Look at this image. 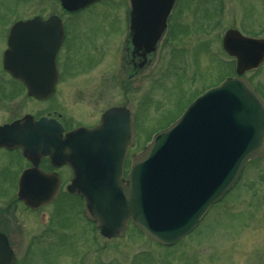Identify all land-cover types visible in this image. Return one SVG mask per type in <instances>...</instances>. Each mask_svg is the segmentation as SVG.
I'll list each match as a JSON object with an SVG mask.
<instances>
[{
    "label": "rangeland",
    "instance_id": "rangeland-1",
    "mask_svg": "<svg viewBox=\"0 0 264 264\" xmlns=\"http://www.w3.org/2000/svg\"><path fill=\"white\" fill-rule=\"evenodd\" d=\"M124 7V0H101L69 17L56 0H0V53L8 24L35 13L63 16L71 23L73 42L68 56L61 57L69 79L61 84V92L44 103L25 94L13 95L20 87L4 77L0 63V123L41 112L44 105L68 110L83 106L86 114L93 115L122 102L136 114L135 150L177 119L204 90L234 73L231 57L220 44L226 29L264 36V0H188L186 28L168 34V41L157 47L150 64L128 77L131 70L123 43L119 52L111 51L115 38L123 33L117 14ZM87 42H103L108 49L102 63L90 68H84L90 62L82 64L80 58L89 49ZM95 48L93 45L90 52ZM243 74L264 98V62ZM79 91L83 92L81 99L75 94ZM20 164L15 150L0 151V196L11 201L16 197L14 179ZM58 200L65 207L59 205L58 213L54 210V225L59 230L49 239L38 238L40 228L36 227L42 217L26 214L20 206L13 209V224L7 219L13 247L28 246L23 260L19 251L22 262L17 264H80V260L81 264H257L264 260V155L248 163L237 185L212 205L192 235L172 246L153 244L132 226L121 237L103 239L91 225L83 230L78 197L65 194Z\"/></svg>",
    "mask_w": 264,
    "mask_h": 264
},
{
    "label": "water",
    "instance_id": "water-1",
    "mask_svg": "<svg viewBox=\"0 0 264 264\" xmlns=\"http://www.w3.org/2000/svg\"><path fill=\"white\" fill-rule=\"evenodd\" d=\"M93 1L60 0L70 11ZM58 23L55 16L46 21L35 17L17 21L9 32L4 68L22 80L35 98H46L53 91L58 41L22 35L42 31L39 25ZM159 34L135 30L132 41L136 48L145 44V51H150ZM223 47L236 56L238 74L258 66L264 57V39L245 37L234 29L226 32ZM132 144V118L126 108L108 109L96 126L78 127L64 135L55 121L34 120L31 115L0 126L1 146L21 147L33 161L48 154L54 164L71 166L68 190L83 199L87 216L103 235H121L130 218L147 236L171 244L230 189L250 158L264 152V101L246 79L227 77L133 154L123 178L122 162ZM18 186L19 198L36 206L54 196L57 182L31 168L21 175ZM12 259L0 234V264Z\"/></svg>",
    "mask_w": 264,
    "mask_h": 264
},
{
    "label": "flooded vegetation",
    "instance_id": "flooded-vegetation-1",
    "mask_svg": "<svg viewBox=\"0 0 264 264\" xmlns=\"http://www.w3.org/2000/svg\"><path fill=\"white\" fill-rule=\"evenodd\" d=\"M186 2L188 3V0H124L125 7L120 10L119 14H117L118 18L121 21V24H119V26L122 25L123 33H122L120 39L115 38V44L111 48V51H115L117 49L119 52V48H121V43H123L122 47L126 48L125 49V51H126V61L125 62L127 64V67L131 70V72H130L131 74H129L128 77L131 75L134 76L135 74H138L140 69L144 68L146 65H149L151 62V57L154 55L157 47L159 45H165V43L168 41L169 36H171V34H173L175 32L181 33V31L186 28V26H187L186 19H185ZM83 9H79V10L74 11V12H67L64 10L63 11L66 12L67 13L66 15H68L70 17V16H73L76 12H79ZM52 14H55L58 17H60V19L62 21V26H60L58 24L39 25L38 27H42L41 28L42 31H40V32H37V31L26 32L22 35L23 39L30 38L32 40H45L47 42H49L50 40L54 41V42L58 41V46H57L56 50L54 51L55 54H54V58H53L55 68L57 70L53 93L51 94V96L49 98H47L45 100H36L37 103H44L48 99L55 97L59 92L62 91L61 84L65 80L69 79L67 76L68 73L63 71V66L61 65V57H63V59H64L65 56H68L67 50L69 47H72V45H73V42L71 39V26H70L71 23L70 24H69V22L67 23V20H65L63 16H60L59 14H57L55 12L50 13V14H46V15H44L42 13H35V14L29 15V16L18 18V19L25 20V19L32 18L36 15H39L42 17V19H46ZM9 27L7 29H5V31H4V40H3L4 48L1 49L0 59H2L3 51L7 47L6 42H7ZM110 30L116 31V28H110ZM135 30L159 31L160 32V34L158 36H156L157 40L155 42V46H154L155 50L154 51H152V52L145 51V48H144L145 44H141L140 48H136V45L132 41L133 33ZM226 31H227V29H226ZM226 31H224V34ZM168 34H169V36H168ZM224 34L220 38L221 47H223L222 46V40H223ZM244 35L249 36V34H244ZM262 35H263L262 33H256L255 35H250V36L262 39V38H264V36H262ZM115 36H116V34H115ZM107 38H108V35L106 36V39ZM93 45H95V47H96L94 50L95 52H90V48ZM87 46H89L88 51H85L83 53V56L80 57V58H82L81 59L82 64L90 62L84 68H90V67H94V65L101 64L102 59L106 56V54H108V49H107L106 45L103 42H92V43L87 42V44H85V47H87ZM118 52H117V54H118ZM224 52L228 56L230 55V54H228V52H226V51H224ZM84 56H86V59H84ZM229 57H231L230 58L231 62H236V58L234 56L230 55ZM263 62H264V59H263L262 63ZM2 74L4 75V77L6 79L9 80V82L16 83L20 87V89L18 91H15V92L9 91V92H11L13 95H18V94L27 95L26 87L24 86V84L22 82H20L17 79H14L6 71H3ZM72 76H73V74H71V77ZM249 80H250V78H249ZM77 90H80V89H77ZM106 91H107V89H104L105 93H106ZM7 92H8V90H7ZM75 94L79 99H81L80 96L83 95V92L79 91V92H75ZM73 96H74V94H73ZM124 106L125 105L122 102H119L118 104H115V105L110 104L107 107H105L104 109H102L100 112H98V114L96 113V114L91 115L89 112L86 114V111L84 110L85 107H83V106H81L78 110L76 108L74 110H68L65 108L59 109L56 107H46L44 105V108L42 109L41 112L34 113L33 115L35 118H38L40 116L55 118L57 120V122H59V124L63 127V131L66 132L72 128L79 127V126L93 127L99 122L100 116L104 111H106L107 109L112 108V107H124ZM130 111L132 113L133 125L135 126L136 122H137L136 114L131 109H130ZM85 117H89V119H85ZM15 118H19V117H15ZM15 118H13L7 122H10V121L14 120ZM7 122H2L0 124L7 123ZM136 135H137V133H135V139L137 137ZM132 148L133 147H131L128 150L127 156H126L124 163H123V173L124 174L128 170L130 157H131V154L134 152V150H132ZM11 150H15L20 155V158L22 161V164L17 166L18 170L16 171V175H15V179H14V187H15V191H16L19 174L23 170L32 167L33 162L30 161L29 159L25 158L21 153V149H19V148L8 149V148L0 147V151H11ZM35 167L43 173L54 174V176H57L56 180H57L58 190H57L56 196L51 201H49L47 203H39V205L37 207H31V206H28L22 200L17 199L16 198L17 196L16 197L14 196V201L7 199V197L0 196V201L3 202V203H0V233L4 234V236L7 238L9 246L12 248V251H13L14 257H15L14 264H17V262H20L21 259L23 260L24 258L27 257L28 246H27V244H24V242H22L21 245L24 244V246H25L24 249L22 247V249L17 250L13 247V244L11 242V239L13 238V234L11 231H9V228L7 227V223L9 225V222L7 221V219H9L11 225L14 222L13 209L20 206L26 211V214L29 212L28 214L33 213L36 216H38L39 218L42 217L43 218L42 223L38 222L37 223L38 225L36 227V228H40L39 234L41 236L38 238L49 239L52 236V232L59 230V226L54 225V223H55L54 222V210L56 211V213H58L57 207L59 205L64 204L63 207H65V203H60V200H58V198L60 196L65 195V194H70L67 191V185L69 184L70 178L72 175V170H71L69 165H67V164L56 165L53 162H51L49 156L43 155V156L37 158V162H36ZM241 177H242V174L240 175L239 180ZM214 204H212V205H214ZM212 205L202 215V217L197 222L195 227L188 234H186L185 236H183L182 238H180L178 240L179 242H180V240H182L184 238L185 239L188 238L190 235H192V233H194V231H196V228L203 221L205 215L208 213V211L212 207ZM78 210H79V213L84 220L83 230H84V226L91 225L95 229L97 234L100 237H102L103 239L108 240V239L118 238V237L106 238L99 233L95 224H93L90 220H88L86 218V216L84 215V209H83L82 201H81V203H79ZM55 216H56V214H55ZM42 224H44V225H42ZM131 225H132V223L130 222V220H128L127 229ZM132 227H134V226L132 225ZM124 233L122 235H124ZM24 234H26V232ZM140 234L142 235V237H145L148 240H150L151 243L156 244V245L157 244L162 245V244H159L158 242L148 238L147 236L143 235L142 233H140ZM29 237L34 238V236L32 234ZM178 241L176 243H178ZM176 243H174L172 245H175ZM172 245H169V246H172ZM163 246H165V245H163ZM19 251H20V253H22L21 254L22 258L20 259V261H19ZM263 263H264V260L260 261L257 264H263ZM80 264H81V260H80Z\"/></svg>",
    "mask_w": 264,
    "mask_h": 264
},
{
    "label": "bare ground",
    "instance_id": "bare-ground-1",
    "mask_svg": "<svg viewBox=\"0 0 264 264\" xmlns=\"http://www.w3.org/2000/svg\"><path fill=\"white\" fill-rule=\"evenodd\" d=\"M246 167V166H245ZM245 169V168H244ZM244 171V170H243Z\"/></svg>",
    "mask_w": 264,
    "mask_h": 264
}]
</instances>
